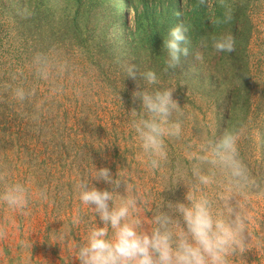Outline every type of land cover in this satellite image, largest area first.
<instances>
[{"label":"rangeland","instance_id":"1","mask_svg":"<svg viewBox=\"0 0 264 264\" xmlns=\"http://www.w3.org/2000/svg\"><path fill=\"white\" fill-rule=\"evenodd\" d=\"M178 23L189 29V55L165 71L163 39ZM219 35L232 36L231 52L199 47L202 36ZM37 53L49 60L47 79L35 71ZM129 63L175 89L181 134L166 139L158 170L145 167L130 128L139 100L123 71ZM18 87L30 93L24 101ZM226 129L239 131L249 175L235 195L248 217L246 246L230 264H264V0H0V192L19 182L31 193L23 213L0 202V264H79L75 245L94 218L75 184L93 165L125 176L147 201L139 215L151 227L153 212L184 200L186 187L173 182L190 169L188 153ZM215 179L210 196L224 191ZM77 212L83 221L73 226Z\"/></svg>","mask_w":264,"mask_h":264},{"label":"clouds","instance_id":"2","mask_svg":"<svg viewBox=\"0 0 264 264\" xmlns=\"http://www.w3.org/2000/svg\"><path fill=\"white\" fill-rule=\"evenodd\" d=\"M205 0H200L203 4ZM231 19L227 13L224 22ZM189 29L178 23L169 29L162 47L166 51L165 71H174L182 57L189 55ZM211 46L217 52H231V35L202 36L199 47ZM199 59V54H194ZM33 65L41 79L50 73L48 58L37 53ZM125 77L136 82L133 100H139V109L130 111V128L135 135L142 161L149 170H158L167 161L166 139L179 137L181 125L173 114L179 104L173 98L175 89L160 84L157 73L151 69L140 71L134 63L123 67ZM138 78V79H137ZM138 81L144 83L140 86ZM23 88L14 90L15 97L24 101ZM239 131L225 130L216 139H203L195 151L188 153L192 165L187 173L174 181L182 183L187 191L183 201H169L167 210L152 213L145 228L140 219L141 207L147 201L117 171L115 176L107 167L93 168L75 184V196L81 207L92 214L93 223L83 240L75 245L79 264H230V258L244 251V235L248 217L235 202V195L249 182L246 166L239 157ZM224 191L210 196L208 189L220 183ZM102 181L109 188L98 189L91 181ZM124 185V193L117 189ZM172 187V188H174ZM111 189V190H109ZM39 196L45 198V193ZM31 193L25 184L14 182L0 192V202L23 213ZM100 223H96V219ZM83 221L82 212L72 217V225ZM67 233L57 237L62 239ZM31 246V245H25Z\"/></svg>","mask_w":264,"mask_h":264},{"label":"trees","instance_id":"3","mask_svg":"<svg viewBox=\"0 0 264 264\" xmlns=\"http://www.w3.org/2000/svg\"><path fill=\"white\" fill-rule=\"evenodd\" d=\"M162 31H163V33L166 35V33H167V29H166V30H163V28H162ZM152 38H153V36H152Z\"/></svg>","mask_w":264,"mask_h":264}]
</instances>
